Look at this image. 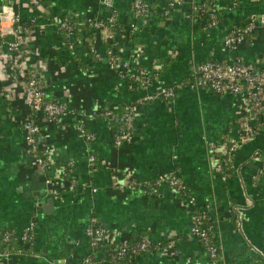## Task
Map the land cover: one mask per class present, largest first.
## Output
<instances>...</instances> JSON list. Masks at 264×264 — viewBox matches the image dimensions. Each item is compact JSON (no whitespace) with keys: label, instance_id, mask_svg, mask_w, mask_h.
<instances>
[{"label":"crops","instance_id":"0c3cea01","mask_svg":"<svg viewBox=\"0 0 264 264\" xmlns=\"http://www.w3.org/2000/svg\"><path fill=\"white\" fill-rule=\"evenodd\" d=\"M7 1L24 22L35 17L25 38V63L44 80L48 95L63 101L70 112L54 122L37 117L39 147L55 179L49 188L46 174L26 152L23 87L0 48V234L7 228L19 234L31 216L36 218L32 243L14 236V251L0 256V264H62L63 259L77 262L83 255L102 257L106 246L92 250L88 245L84 229L90 221L108 227L113 243L144 236L161 244L139 254L137 264H264V116L261 129L235 152L226 180L213 167L241 122L238 99L232 94L180 87L169 100L137 104L132 140L116 146V124L94 112L121 111L143 90L128 88L105 58H97L90 49L94 46L102 53L113 46L133 65L156 70L147 91L178 84L196 62L231 57L234 52L224 46V37L248 17L264 14V0H237L234 6L231 0H218L217 22L211 26L187 16L199 0H181L168 14L162 13L164 0H154L152 10L138 17L131 0L104 5L99 0ZM113 10L114 28L93 32L84 22ZM70 13L83 22L75 32L74 48L52 22ZM137 47L143 52L134 58ZM238 51L245 60L263 63L264 27H258ZM78 121L95 134L93 139L77 133ZM68 161L73 162L76 182L89 181L94 191L68 189L63 177ZM173 172L205 212L219 248L217 260L189 235L192 206L185 198L164 182L148 190L129 184L131 178L142 182Z\"/></svg>","mask_w":264,"mask_h":264},{"label":"built area","instance_id":"2783aa9c","mask_svg":"<svg viewBox=\"0 0 264 264\" xmlns=\"http://www.w3.org/2000/svg\"><path fill=\"white\" fill-rule=\"evenodd\" d=\"M153 1L131 0L130 6L134 16L138 17L152 10ZM217 1L199 0L187 11V16L201 23L203 19L201 14L205 12L206 21L204 25H214L217 22ZM164 2L165 6L162 13L168 14L177 7L181 0H164ZM99 3L104 5L106 0H99ZM236 4L237 0H231V6ZM35 20V17H31L27 22H24L19 12L13 10L8 4H3L0 9V48L5 49L6 63L22 83L23 101L28 110L23 122L26 152L31 160L40 166L46 174L45 182L53 185L55 179L47 171L49 160L42 154L39 147L37 117L41 115L47 121L54 122L69 113L70 109L63 101L48 95L44 80L25 63V38ZM52 22L63 32L67 46L74 48L75 32L83 22L73 13L54 19ZM84 22L93 32L103 28H114L116 26V11L113 10L106 17H94ZM258 27H264L263 13L248 17L244 24L232 28L230 33L224 37V46L234 52L231 57L209 58L196 62L186 80L178 84L161 85L153 91H147V89L158 74L156 70H150L140 64L133 65L128 59L121 58L115 52L113 46L106 47L102 53L91 46L90 49L93 54L97 58H105L108 68L115 71L128 88L143 90V93L135 101L127 104L121 111L104 108L94 112L116 124L113 135L114 144L120 146L132 140V121L137 104L159 99L169 100L175 96L180 87L208 88L217 94H232L238 99L239 108L242 112L241 122L237 123L235 135L227 142L225 154L219 158L213 167L215 174L222 180H226V169L231 165L235 152L239 149L241 143L253 137L261 129V127H257V117L259 116L262 119L264 116V62L262 63L261 60H245L238 51L242 43ZM142 52L143 49L137 47L133 52V57L139 58ZM75 129L85 140H91L95 137V134L88 131L81 121L75 123ZM209 146L211 148L216 147V142L209 141ZM74 176L73 162L68 161L63 171L68 189L74 190L77 186L79 189L90 188L92 191L96 189L89 181L77 183ZM162 182L168 184L180 197L185 198L191 204L189 235L198 238L203 243L210 259L217 260L219 248L212 238L209 225L205 222V212L197 208L194 195L176 173L159 175L155 180H143L142 182H138L135 178L129 180L130 185H138L143 190L154 189ZM35 228L36 218L31 216L19 234L14 229H4L0 234L2 243L0 256H5L14 251L11 245L14 236H17L23 243L31 244L35 237ZM84 232L88 239V245L92 250L103 249V246H106L104 256L98 258L83 255L77 262L63 259L62 264H137L136 257L139 254L157 250L161 247L159 242L144 236L129 242L113 243L109 241V228L92 221L85 226ZM75 244H78V242H75Z\"/></svg>","mask_w":264,"mask_h":264},{"label":"trees","instance_id":"16d2710c","mask_svg":"<svg viewBox=\"0 0 264 264\" xmlns=\"http://www.w3.org/2000/svg\"><path fill=\"white\" fill-rule=\"evenodd\" d=\"M218 15V14H217ZM201 16H202V22H201V24H203L204 25V23H205V21H206V13L204 12L203 14H201ZM115 25L117 26V24L115 23ZM84 27H86L85 25H84ZM257 127L258 128H260L262 125H263V120L258 116L257 117Z\"/></svg>","mask_w":264,"mask_h":264},{"label":"water","instance_id":"95a60500","mask_svg":"<svg viewBox=\"0 0 264 264\" xmlns=\"http://www.w3.org/2000/svg\"><path fill=\"white\" fill-rule=\"evenodd\" d=\"M3 4H4V5H6V4L10 5L11 2L5 0V1H3ZM106 4H109V0H106ZM47 186L50 188L51 184H48V183H47ZM50 203H51V200H48V203H47V204H50ZM45 205H46V204H44L43 207H45Z\"/></svg>","mask_w":264,"mask_h":264}]
</instances>
